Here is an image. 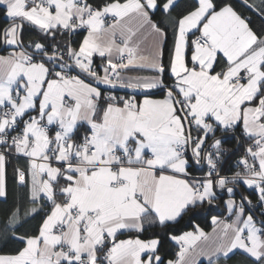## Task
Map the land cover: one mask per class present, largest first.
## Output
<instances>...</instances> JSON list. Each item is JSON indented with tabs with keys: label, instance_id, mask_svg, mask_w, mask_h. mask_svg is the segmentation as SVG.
I'll return each instance as SVG.
<instances>
[{
	"label": "snow or ice",
	"instance_id": "snow-or-ice-1",
	"mask_svg": "<svg viewBox=\"0 0 264 264\" xmlns=\"http://www.w3.org/2000/svg\"><path fill=\"white\" fill-rule=\"evenodd\" d=\"M0 14V197L13 160L26 189L0 264H264V0H0ZM221 207L210 233L193 223Z\"/></svg>",
	"mask_w": 264,
	"mask_h": 264
},
{
	"label": "trees",
	"instance_id": "trees-1",
	"mask_svg": "<svg viewBox=\"0 0 264 264\" xmlns=\"http://www.w3.org/2000/svg\"><path fill=\"white\" fill-rule=\"evenodd\" d=\"M236 2L238 3L239 0H236ZM245 15H248L251 17L254 27H259L262 23L261 19L253 12H251L250 10H246L244 11ZM7 21L5 19V17L0 14V25H4L6 24ZM134 73H146V72H137V71H131ZM127 90H118L119 95H124L126 94ZM219 135V134H218ZM235 145V141L232 139H226L225 143H224V147L232 149ZM235 157H232L231 159H229L228 163L230 164L232 162V160H234ZM24 163L23 160H13L12 163H10L8 165L7 168V189H8V196L7 198H0V228L3 227L7 216L9 214L10 209H12L17 200H24L25 197V193H26V189L23 188V186H20L18 184V181L15 179L14 177V166L16 164H20L22 165ZM228 164L225 165V167H227ZM25 207H27L28 205L25 203L24 205ZM211 216H220V217H225L226 216V210L224 208H219L216 210H213L211 212H206V213H202L197 219H195L193 221V223L195 224H199L200 227L204 228V230L207 232L210 229H212V224H211ZM187 220V217L185 218ZM39 221V217H37L35 220L30 221V224L35 225L37 222ZM183 224V222H182ZM183 230L187 231V230H192L191 229V225H189L187 228H184ZM143 238H149L147 237V235ZM11 247H13V245H9L8 248L10 249ZM4 250H8L5 249L4 246L2 244H0V251H4ZM163 251H168L169 255L166 256L167 258H173L171 255V252L176 251L177 249L170 244V242H168V240L166 238H164V248L162 249ZM244 261V257L237 252L236 255H232L231 259L226 261V264H242V262ZM204 264H207L204 262Z\"/></svg>",
	"mask_w": 264,
	"mask_h": 264
},
{
	"label": "crops",
	"instance_id": "crops-1",
	"mask_svg": "<svg viewBox=\"0 0 264 264\" xmlns=\"http://www.w3.org/2000/svg\"><path fill=\"white\" fill-rule=\"evenodd\" d=\"M127 74H128V75H143V74H148V73H134V72H131V71H130V72H128ZM0 198H3V197H0ZM221 218H224V217H221ZM211 231H212V229H210V230L207 231V232L210 233ZM121 238H124V237H121ZM204 262L207 263L206 260H205Z\"/></svg>",
	"mask_w": 264,
	"mask_h": 264
}]
</instances>
